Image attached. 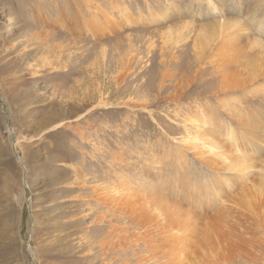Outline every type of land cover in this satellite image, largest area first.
Returning <instances> with one entry per match:
<instances>
[{"label": "rangeland", "instance_id": "obj_1", "mask_svg": "<svg viewBox=\"0 0 264 264\" xmlns=\"http://www.w3.org/2000/svg\"><path fill=\"white\" fill-rule=\"evenodd\" d=\"M261 19L264 0H0V264H264ZM205 113L234 146L200 148ZM138 196L176 246L130 223Z\"/></svg>", "mask_w": 264, "mask_h": 264}, {"label": "bare ground", "instance_id": "obj_2", "mask_svg": "<svg viewBox=\"0 0 264 264\" xmlns=\"http://www.w3.org/2000/svg\"><path fill=\"white\" fill-rule=\"evenodd\" d=\"M193 5V4H192ZM261 11H262V4H260V3H257V4H253V7L250 9V10H248V15H249V17H252V18H254L255 16H258L260 13H261ZM263 24H264V19H261V24H259V26H257V29H258V27L260 28V26H263ZM243 24H241V20H238L237 21V23H235V32H236V35H235V37H237V36H242V34H241V32H243ZM213 34V33H212ZM226 40L229 42V41H231L230 42V47H232L233 45H238L239 43H238V41L237 40H235L234 38H231V37H227L226 38ZM252 40V39H251ZM244 44H246V43H244ZM224 47V41L222 40V44H221V46L220 47ZM249 46V44H247V47ZM218 49H219V47H218ZM238 50V49H237ZM236 52V50H234L233 51V53H235ZM232 53V52H231ZM231 57H236L235 55L234 56H231ZM226 70H227V68H224L223 70H221V74L223 73V72H226ZM259 71V70H258ZM227 72H229V71H227ZM226 72V73H227ZM235 71H233V70H230V76H232V78L234 77L235 78ZM264 73V72H263ZM258 75V74H257ZM238 80V79H237ZM239 80H241V79H239ZM229 84H227V87H228V89H236L237 87V85H233V83H236L237 84V82L236 81H234V80H232V79H229ZM242 82V81H241ZM230 83L232 84V85H230ZM238 83H240V82H238ZM263 93H264V91H263ZM254 95V94H253ZM228 96V95H227ZM223 107V106H222ZM221 109V108H220ZM222 110H223V108H222ZM224 120V119H223ZM190 121V120H189ZM191 122V121H190ZM220 120H216V121H214L211 117H208V114L207 113H205V114H203V115H201L200 116V123L203 125V126H205V125H208V129L207 130H203L202 131V129H201V131H199L200 132V135H198L197 137H198V139H199V142L201 143L200 144V148H203V149H207V150H209V156H212V155H215L216 154V152H218L219 151V149L221 148V146L223 147V145H221V143L220 142H218V140H217V138H221V137H225V138H227L228 140H229V142H231L232 143V145L234 146V144H235V142L234 141H237L238 139H236V133L233 131V129L231 128V126L228 124V123H226V122H224V124H222V125H220ZM43 123V122H42ZM60 124V123H59ZM200 124V125H201ZM212 125H214L215 127L214 128H216V126H217V128H218V130H217V128L216 129H213L211 126ZM235 133V134H234ZM219 134V135H218ZM222 140V139H221ZM17 141V140H16ZM220 141V140H219ZM219 144V145H218ZM232 148V147H231ZM229 152H231L232 153V151H229ZM182 165V164H181ZM238 167L240 168V166L238 165ZM186 170V169H185ZM241 172H243V171H241ZM139 177V176H138ZM142 177H144V175L142 176ZM141 177V178H142ZM137 178V177H136ZM142 180H145V179H142ZM144 182L142 181V183H141V185H139V186H141V187H139V190H141L142 191V189H143V186H142V184H143ZM129 191V190H128ZM123 192V191H122ZM113 194H114V192H113ZM115 195V194H114ZM128 198V197H127ZM136 201H137V203L135 204V205H133L132 207H127V209H126V207H124L125 208V210H126V212H127V214H129V220H130V223H134V221L135 220H137L138 221V219H140L139 220V222H140V224H143V221L145 222V223H147L148 222V224H150L151 223V226H152V230H150V231H148V233H149V238L150 239H148V243H152V246H155V244H154V239H155V235H156V232H158V231H161L164 235H165V238H167V237H169V236H171V238H172V240H171V238L169 239V240H164L163 242L164 243H171V244H175V243H178V239H177V236H178V234H177V236H175V228H176V226H177V222L176 221H174L173 219H171V218H167V220L165 219V217L162 219V220H159V216L158 215H156L155 213L156 212H159V210H160V208L158 209L157 207L153 210V211H156V212H153V213H151V212H149V209L151 208V207H149L148 208V206L147 205H145V204H141V200H142V202H143V198H141V200H139V196H138V198L136 197V198H134ZM162 199V198H161ZM127 201V200H126ZM132 202V201H131ZM131 204V203H130ZM139 204V206H140V208H139V206L137 207L136 205H138ZM124 205V204H123ZM157 209H158V211H157ZM168 211H170V210H168V208H167V210L166 211H164V214H166ZM149 213L151 214L150 216H149ZM128 216V215H127ZM128 219V218H127ZM147 219V220H146ZM143 220V221H142ZM161 221H163V223L161 224L160 222ZM167 223H169V224H167ZM158 226H160V227H158ZM163 226H165V228L163 227ZM137 227V226H136ZM139 228V227H138ZM168 228V229H167ZM149 230V229H148ZM147 233V234H148ZM145 236V235H144ZM175 236V237H174ZM139 237V236H138ZM163 239V238H162ZM141 240V239H140ZM146 242H147V240H146ZM150 243V244H151ZM149 244V245H150ZM143 245H145V244H143ZM151 246V245H150ZM175 246H176V244H175ZM151 248H153V247H151ZM159 248H161V247H159ZM162 249V248H161ZM163 250V249H162ZM167 250V249H166ZM157 252V251H156ZM161 252H163V251H161ZM167 252H169V251H167ZM158 253V252H157ZM175 252H171L170 254H174ZM160 254V252L158 253V255ZM172 257H169V258H167V260H170Z\"/></svg>", "mask_w": 264, "mask_h": 264}]
</instances>
